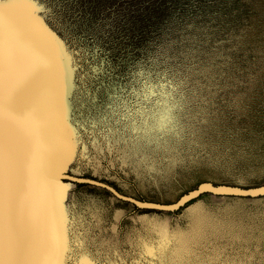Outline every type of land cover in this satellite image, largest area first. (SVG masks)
I'll return each mask as SVG.
<instances>
[{"label":"rangeland","instance_id":"rangeland-1","mask_svg":"<svg viewBox=\"0 0 264 264\" xmlns=\"http://www.w3.org/2000/svg\"><path fill=\"white\" fill-rule=\"evenodd\" d=\"M32 3L40 11L22 7L21 22L62 56L45 114L50 145L67 150L63 174L156 205L202 185H264V0ZM43 150L33 146L37 166ZM25 200L42 264H264V192L158 211L59 180Z\"/></svg>","mask_w":264,"mask_h":264},{"label":"snow or ice","instance_id":"snow-or-ice-1","mask_svg":"<svg viewBox=\"0 0 264 264\" xmlns=\"http://www.w3.org/2000/svg\"><path fill=\"white\" fill-rule=\"evenodd\" d=\"M22 7L40 11L32 0H0V264H42L33 240L26 192L42 182L55 193L67 162L64 145L49 143L46 114L37 105L35 88L46 72L62 70V56L53 53L35 22H21L18 10ZM56 23L65 40H70L71 29ZM18 52L27 55L30 66L15 76ZM61 123L75 133L76 120L67 103ZM34 145L44 148L38 166L33 162ZM56 204L62 205L58 197ZM64 247L62 244L61 254Z\"/></svg>","mask_w":264,"mask_h":264},{"label":"water","instance_id":"water-1","mask_svg":"<svg viewBox=\"0 0 264 264\" xmlns=\"http://www.w3.org/2000/svg\"><path fill=\"white\" fill-rule=\"evenodd\" d=\"M16 55L19 58V63L17 64V66L14 69V75L19 76L28 70V68L30 66V59L23 52H18V53H16ZM4 70H5V73H7V68H5ZM52 76H53V73L46 72L45 75L40 80H38L35 84V88L37 90V105L44 112H46L48 105H49V102L51 100L50 90H51ZM5 124L7 125V117L6 116H5ZM60 180H69V181H72L74 183L87 184V185H91L94 187L102 188V189H105L106 191L110 192L116 199L129 202L137 208L149 209V210H158V211L174 210V209L178 208L179 206H181L182 204H184L185 202H187L188 200L192 199L193 197L198 196V195L203 194V193L213 194V195H217V196H236V197L238 196V197H242V196H252V195H256V194L264 192V185H262L260 187L252 188V189H246V190L222 189V188H215V187H212L210 185H202V186H199L197 189H195V190L187 193L186 195L182 196L175 203H172L170 205H156V204L143 203V202L137 201L133 198L121 195L120 193H118L115 189H113L109 185L95 181V180H92V179L77 178V177H72V176L63 174V176ZM26 204L28 206L29 213H30L29 218H30V224H31L32 231H33L34 244L38 248L39 244H41V243L37 242V240H36L38 235L35 233L36 221H34V219L32 217V205H31V202H29V200L26 201Z\"/></svg>","mask_w":264,"mask_h":264}]
</instances>
